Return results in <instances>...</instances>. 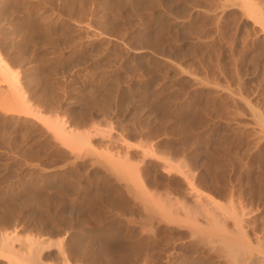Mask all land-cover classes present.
Wrapping results in <instances>:
<instances>
[{"label": "rangeland", "instance_id": "374dc122", "mask_svg": "<svg viewBox=\"0 0 264 264\" xmlns=\"http://www.w3.org/2000/svg\"><path fill=\"white\" fill-rule=\"evenodd\" d=\"M0 59V264H264V0H0Z\"/></svg>", "mask_w": 264, "mask_h": 264}, {"label": "bare ground", "instance_id": "6f19581e", "mask_svg": "<svg viewBox=\"0 0 264 264\" xmlns=\"http://www.w3.org/2000/svg\"><path fill=\"white\" fill-rule=\"evenodd\" d=\"M6 69H7V65L2 61V59H0V72L3 73V71H5ZM1 76H2V75H1ZM69 211H70V210H69ZM147 217H148V216H147ZM239 219H240V218H239ZM240 220H241V219H240ZM221 226H222V225H221ZM223 226H224V225H223ZM236 227H237V225H236ZM143 228H144V227H143ZM238 228H239V227H237V229H238ZM224 229H225V228H224ZM239 230H240V229H239ZM239 230H238V231H239ZM243 230H244V229H243ZM225 231H228V230H225ZM112 233H113V232H112ZM229 233H231V232H229ZM240 233H242V232H240ZM245 233H246V232H245ZM110 234H111L110 231H107V230H106V231H103V237H104V238H108V237L110 236ZM224 234H225V233H224ZM238 234H239V233H238ZM225 235H226V234H225ZM239 235H240V237H241V234H239ZM239 235L236 234L237 237H238ZM111 236H113V235H111ZM111 236H110V237H111ZM114 236H115V235H114ZM2 238H3V237H2ZM6 238H7V237H6ZM111 238H113V237H111ZM145 238H146V237H145ZM228 238H230V237L228 236ZM242 238H243V237H242ZM225 239H226V238H225ZM243 239H244V238H243ZM1 240H2V239H1ZM3 240H4V239H3ZM3 240H2V241H3ZM6 240H7V239H6ZM6 240H4V242H6ZM109 240L111 241L110 238H109ZM109 240H108V241H109ZM230 240H231V239H229V240H227V241L229 242ZM234 240H235V239H234ZM234 240H233V241H234ZM238 240H239V239H238ZM238 240L236 241L237 243H239V241H240V240H239V241H238ZM105 241H106V240H105ZM108 241H107L106 243L104 242V243H105V245H104L105 248H107L106 246H108V245H107V244H108ZM141 241H143V240H141ZM233 241H232V240L230 241V242H231V245H232ZM4 242H3V244H4ZM118 242H120V241H118ZM122 242H123V241H122ZM236 242H234V244H236ZM112 243H116V244H117V242H113V241H112ZM242 243H243V244H241V245H244V242H242ZM261 243H262V242H261ZM5 244H7V242H6ZM234 244H233V245H234ZM10 245H11V244H10ZM122 245H123V244H122ZM229 245H230V243H229ZM254 245H255V244H254ZM4 246H5V245H4ZM6 246H8V244H7ZM104 246H103V247H104ZM109 246H110V244H109ZM116 246H117V245H116ZM116 246L114 245V247H116ZM124 246H125V244H124ZM263 246H264V245H263ZM8 247H9V246H8ZM114 247H113V249H114ZM121 247H122V246H121ZM121 247L118 246L117 248L120 249ZM230 247H231V246H230ZM6 248H7V247H6ZM117 248H115V249H117ZM232 248H233V247H232ZM251 248H252V247H251ZM103 249H104V248H103ZM263 249H264V248H263ZM105 250H106V249H105ZM105 250H104V251H105ZM255 250H256V249H255ZM102 251H103V250H102ZM232 251H233V250H232ZM234 251H235V249H234ZM242 251H243V250H242ZM250 251H251V250H250ZM261 251H262V250H261ZM106 252H107V251H106ZM235 252H237V250H236ZM254 252H255V251H254ZM262 252H264V251H262ZM35 253H37V252L35 251ZM35 253H34V254H35ZM192 253H193V252H192ZM243 253H244V252H243ZM243 253H242V254H243ZM246 253H247V252H246ZM29 254H30V253H29ZM237 254H238V253H236L235 255H237ZM248 254H249V252H248ZM32 255H33V253L30 254L31 257L34 256V255H33V256H32ZM35 255H37V254H35ZM106 255H107V254H106ZM232 255H233V254H232ZM242 256H243V255H242ZM242 256H241V257H242ZM262 256H263V254H262ZM236 257H237V256H236ZM263 258H264V257H263ZM263 258H262V259H263ZM35 259H36V258H34V260H35ZM229 259H230V258H229ZM239 259H240V258H239ZM197 260H198V259H197ZM231 260H232V259H231ZM242 261H243V260H242ZM233 262H234V261H233ZM243 262H244V261H243ZM229 263H230V262H229ZM229 263H228V264H229ZM248 263H249V262H248ZM254 263H256V262H254ZM178 264H179V263H178ZM240 264H241V263H240ZM260 264H262V263H260Z\"/></svg>", "mask_w": 264, "mask_h": 264}]
</instances>
